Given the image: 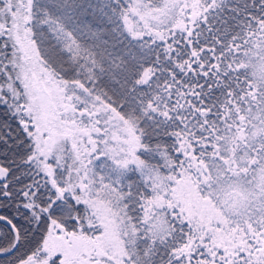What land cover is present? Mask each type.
Here are the masks:
<instances>
[{
	"label": "snow or ice",
	"instance_id": "6c2138e0",
	"mask_svg": "<svg viewBox=\"0 0 264 264\" xmlns=\"http://www.w3.org/2000/svg\"><path fill=\"white\" fill-rule=\"evenodd\" d=\"M0 264H264V0H0Z\"/></svg>",
	"mask_w": 264,
	"mask_h": 264
}]
</instances>
